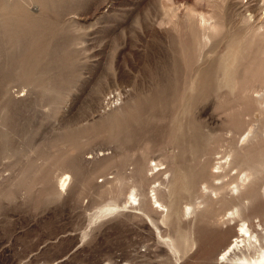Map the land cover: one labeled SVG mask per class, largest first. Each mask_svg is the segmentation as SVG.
Here are the masks:
<instances>
[{"label": "rangeland", "instance_id": "obj_1", "mask_svg": "<svg viewBox=\"0 0 264 264\" xmlns=\"http://www.w3.org/2000/svg\"><path fill=\"white\" fill-rule=\"evenodd\" d=\"M22 1L0 0V264H217L219 230L264 220V0Z\"/></svg>", "mask_w": 264, "mask_h": 264}, {"label": "bare ground", "instance_id": "obj_2", "mask_svg": "<svg viewBox=\"0 0 264 264\" xmlns=\"http://www.w3.org/2000/svg\"><path fill=\"white\" fill-rule=\"evenodd\" d=\"M22 2L24 4V0ZM6 3L7 4H4V5L7 7L6 8V11H7V9L8 8L11 9L12 6H10L8 4V2H6ZM23 7H25V6H23ZM37 9L39 10V8H37ZM37 9L35 7L32 8V10L35 13L38 12ZM7 29H8L7 28V22L5 20H0V31L6 34ZM248 137H250V136H248ZM156 166H157V164L151 169H148L147 166H143L144 169L141 171L140 175L146 176L148 174L147 172L148 171L153 172L156 169ZM140 167H141V165L138 164L135 172L139 171ZM251 175H254V174L251 173L250 176ZM135 176L136 175H134L132 178L134 179ZM155 177H157V176H155ZM68 179L69 178H64V179L62 178V180L60 182L61 188L64 189L67 187ZM249 179L250 178L248 177V180ZM244 183H245V181H244ZM133 184H134L133 185L134 189L132 190V192L130 194L129 200L133 199L134 201H136V196H137L136 187H138V184H139L138 178L134 179ZM239 186H236L234 189L235 190L238 189ZM207 189H211L212 193H217L219 190L225 189V187L224 186L223 187H214L213 186V187H205L204 188V190H207ZM234 189H233V191H234ZM240 190H241V188H240ZM154 191H156V190H153V192ZM213 195H215V194H213ZM217 195H219V194H216V196ZM154 196L156 199V201H155L156 204L157 203L159 204L157 193H155ZM245 199L252 200L251 197H245ZM210 203H213V200L211 197H208V198L203 197V199H201L200 202L195 201L194 203L189 204V206H186L183 210H176V211L173 210V212H172V208L174 207V205L176 206V204L174 202V203H171L169 205V209H170L169 214L170 215L178 214L179 218L187 216L189 214H191V215L194 214V217L195 216L198 217L202 214L201 213L202 205L205 206L206 204L209 205ZM214 203H217V202H214ZM245 205H246V203H245ZM245 205L243 202H241V204H239V205H236L237 210H235L236 211L235 214L239 213V215H240V213H242L243 209H245ZM210 206H212V205H210ZM219 216H220V214L217 215V217H214L215 218L214 223L215 224L217 223L220 225L221 220H218ZM233 216H234V214H233ZM235 217H236V215H235ZM233 219H235V218H233ZM231 221L232 220H228L226 222H223V225L228 224ZM252 223H254V222H252ZM219 233L225 237V241L215 253L221 258V259H219V258L217 259V264H264V220L258 221V223H256V224L243 223L239 227V229H237V230H235V228L232 226H228L226 229L222 228V230H219ZM232 239H234V241ZM170 244L173 246L172 242ZM213 256H214V254H213ZM213 258L214 257H211L209 259V261H212Z\"/></svg>", "mask_w": 264, "mask_h": 264}]
</instances>
